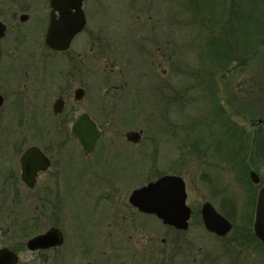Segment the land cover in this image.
<instances>
[{
  "label": "flooded vegetation",
  "instance_id": "af4514ba",
  "mask_svg": "<svg viewBox=\"0 0 264 264\" xmlns=\"http://www.w3.org/2000/svg\"><path fill=\"white\" fill-rule=\"evenodd\" d=\"M91 4V0H0V32L2 33L0 36V139L5 138L0 142V252L4 253L0 255V264H145V262L174 264V255L182 252L188 264H214V256L211 254L213 251L206 253L201 260L192 256L193 241L192 238H187L191 218L195 212L199 213L204 231L213 239H225L234 227L231 217L226 214V209L229 204L235 206L236 204L232 197L223 194L224 188L214 189V193L222 196L218 205L219 210L227 216L208 200L204 201L198 210L192 209L187 203V184L184 177L177 172H167V170L157 171L148 182L133 187L127 200L121 204H112L107 199L121 190L126 191L131 185L125 187L102 181L98 188L95 187L96 201H104L107 206L102 210L107 211L100 216V219L96 216L94 220L101 233L99 241L97 240L94 245L80 244L74 249L67 245V229L71 231L65 223L64 202L61 196L65 158L71 157L73 148L84 158H94L105 140H109L108 151L112 149L111 144L117 141H122L126 145L127 143L137 145L143 133L141 128L124 130V126H120L112 119V116L114 119L116 117L114 108L118 104V93L129 88V78L125 77L120 67H116L117 60L119 61L116 58L118 55L111 48L103 29L99 26L93 27L89 21L88 10ZM155 10L159 11L157 8ZM137 15L134 13L132 17L136 26L132 31L143 47L146 64L144 77L153 78L152 83H148L147 80L143 89L152 90L156 112L166 116L165 113L162 114V94H166L167 89L174 92L171 91L168 95L171 96L170 99L164 100L167 105L179 95L169 81L171 79L157 75V70L161 66V55H165L161 50L159 36L162 31V25L159 23L162 21L160 16H156L160 15V12H156L154 20L152 15H148V22H139ZM169 23L176 27L174 13L171 14ZM204 28L208 30L207 25ZM176 33V29L172 30L171 40L166 43L169 50L175 51V58L178 50L175 44ZM49 34L62 36L58 38L59 47L50 45ZM21 51L27 52L24 60H21L18 54ZM34 52L41 53L40 58L35 56L40 65L38 70H35L38 82L33 81L29 75L30 66L33 65L30 61L31 53ZM52 55H58L61 60L56 75L58 85L54 91V99L49 104V82L53 86L55 84L53 79L56 77L49 79V71L45 63ZM7 58L10 63L16 59L21 61L16 69L17 75L9 80L4 78L6 71L2 68L3 61ZM169 58L171 59V55ZM99 59L102 70L108 75L105 78L104 92L97 93L100 96H96L101 100V110L97 114L94 112L95 102L90 87H95L97 83H94L92 75L96 74ZM222 68L219 67V74L224 78L225 70ZM9 69L10 72L14 71L12 67ZM172 70L176 69L172 67ZM165 72V69L160 71V73ZM208 72L205 71L206 75L203 79H209ZM87 76H90V81L87 80ZM207 94L208 97L210 93ZM36 97L44 101L46 98L47 101L43 104L33 103ZM57 100L60 102L54 108ZM14 101L17 104H14ZM16 105L17 110L13 111ZM10 110L16 113V118L12 122H10ZM214 110L217 116L215 123H218L221 130L216 135L208 130L203 136L193 134L192 128L188 130L184 139L186 154H189L187 158L199 159L200 162L206 159H212V162L233 159L249 165L248 158L245 157L249 142L248 140L242 142L235 132L234 149L229 157L227 156L225 110L220 103L214 106ZM45 112L51 115L53 122L44 124L36 122L35 116ZM82 114H87L100 132L91 152L83 149L80 140L72 132L75 120ZM29 118L32 123H27ZM130 131L141 132L136 142L127 139ZM251 135L253 137V132ZM170 136L176 138L173 133ZM113 139L117 141H112ZM156 145L159 148V143ZM29 150L31 155L23 161V156ZM139 154L145 158L143 150H139ZM153 158L154 162L155 160L158 162V157ZM247 169L249 180L258 186V192L264 178L259 177L261 180L254 183L250 174L254 171L259 176L258 171L250 166ZM165 175L181 176L185 184V202L191 210L186 229H178L174 225L167 224L155 214L147 213L130 202V196L135 189ZM206 202L211 203L231 223V229L226 235H218L205 228L201 208ZM24 203L26 208L21 209ZM227 203L229 204L226 205ZM146 215L156 218L163 227L159 231L162 244L159 250L145 248V225L141 224V217ZM171 231L180 232L182 235L173 236ZM43 235L46 237L42 244L29 246L31 240ZM163 245H170V248L164 251L163 248L166 246L162 247ZM200 249L199 247L195 251L199 252Z\"/></svg>",
  "mask_w": 264,
  "mask_h": 264
},
{
  "label": "rangeland",
  "instance_id": "374dc122",
  "mask_svg": "<svg viewBox=\"0 0 264 264\" xmlns=\"http://www.w3.org/2000/svg\"><path fill=\"white\" fill-rule=\"evenodd\" d=\"M91 1L92 4L88 10L89 21L93 27L99 26L103 29L111 48L118 57L114 52L113 55H116L115 57L121 61L117 60L116 67H120L125 77L129 78V88L118 93V104L114 108L116 117L114 119L112 116V119L120 126H124V130L141 128L143 133L137 145L128 143L126 145L122 141L113 139L112 141L117 142L112 143V149L108 151L109 140H105L101 144V150L94 158H84L73 148L71 157L65 158L63 161L61 196L64 202L65 223L71 231L69 232L66 228L68 247L74 249L80 244L82 246L94 245L97 240L99 241L101 233L94 224V220L96 216L100 219V216L107 211L102 210L107 206L104 201H96L95 187L102 181L125 187L131 185L126 191L121 190L107 199L112 204H121L127 200L133 187L148 182L157 171L167 170V172H177L184 177L187 184V203L192 209L198 210L200 205L208 200L219 210L218 205L222 196L214 193V189L222 190L224 188L223 194L232 197L236 204V206L228 205L230 208L235 207L230 218L234 227L225 236V239H213L204 231L199 213L193 214L191 226L187 232V238H192L193 241L192 256L201 260L206 253L213 251L211 254L214 256V264H264V246L253 242L250 235L245 238H243V234L241 235L245 227L253 231L252 222L256 200L251 207L249 199L252 195L257 197L258 188L252 182V186L249 184L248 173H245L242 167L250 166L258 171L260 178H264V43L261 51L260 48L254 53L252 50H246L244 57L237 56L240 51L235 50L234 44L229 47L223 46L221 51L218 50L216 54H213L214 52L210 51L206 40L207 31L203 27L200 28L201 24L193 21V13L191 10H187L186 0ZM230 2L231 0L226 2L227 9L232 10L233 13L235 7L233 4L231 7ZM156 8L159 11H156ZM156 12H160V15H156ZM134 13L138 14L139 22H148V15H152L153 20L156 16L161 17L162 22L159 24L162 25V31L159 36L162 44L161 50L165 55H161V66L157 70V75L164 79H171L169 81L179 95L176 100L167 105L164 100L171 98L168 95L172 90L167 89L166 94H162V114L165 113L166 116L156 112L152 90L143 89L147 80L148 83H152L153 78L144 77L143 74L146 69L145 56L142 51L143 47L136 40L132 31L136 27L132 18ZM172 13L176 19V27L169 23ZM237 14L240 15L239 12L233 13V15ZM241 16L243 17V14ZM249 16H253L250 8ZM245 19L248 25V18ZM223 22L225 23L224 19ZM174 29L177 30L175 43L178 49L177 58L174 56L175 51L169 50L166 45L168 40H171L170 33ZM248 30L251 33L253 26ZM261 36H264V29L261 30ZM21 52L18 54H20L21 60H24L27 52ZM223 52H227L226 57L228 58L222 63L211 59L222 55ZM31 54L30 61L33 62V65L30 66L29 75L33 81L38 82L35 70H38L40 65H38L39 62L35 56L40 58L41 53ZM60 60L58 55H52L50 60L48 59L45 63V66L48 67L49 79L56 77L53 79L55 81L53 86L49 82V104L54 99V91L58 85L56 75ZM11 62L7 58L2 64V68L6 71L4 78H8V80L17 75L16 69L21 61L16 59ZM98 63L96 74L92 75L94 83H97L95 87H90L95 102L94 112L97 114L101 110V100L97 98L100 95L97 93L104 92L105 78L108 75L102 70L100 59ZM9 66L12 67L13 72H10ZM172 67L176 70L173 71ZM219 67H223L222 69L225 70L224 78L219 74ZM163 69L166 72L160 73ZM207 70L209 79L205 80L203 77ZM86 78L90 81V76ZM207 91L210 93L208 97ZM45 101H47L46 98ZM45 101L36 97L33 103L43 104ZM218 103L225 110L227 156L234 149L235 132L242 142L248 140L250 143L245 150V153L248 152L245 157L248 158L249 165L233 159L220 162L206 159L200 162L199 159L187 158L189 154H186L187 148L184 143L186 140L184 139L188 130L190 131L192 128V133L196 136H203L208 130L216 135L221 130L218 123H215L217 116L214 114V106ZM14 104L17 103L14 101ZM16 107L17 105L14 108ZM11 110L9 112L10 122L16 118V113ZM16 110L17 108L13 109V111ZM35 117L36 122L41 124L51 123L53 120L51 115L46 112ZM27 123H32L30 118ZM172 133L176 138L170 136ZM4 139L1 137L0 142H3ZM156 143H159V148ZM244 147H246L245 144ZM139 150H143L145 158L139 154ZM153 157H158V162L156 160L154 162ZM20 208L25 209L26 204H22ZM250 213H252L251 222L248 221ZM141 224L145 225V248L151 247L159 250L162 245L159 231L163 227L156 218L149 215L141 217ZM171 234L177 237L182 235L175 231H171ZM167 245L162 246H166L163 248L164 251L170 248V245ZM199 247L201 249L196 252L195 250ZM182 253L174 255V264H188L184 259V253ZM145 264L150 263L145 262Z\"/></svg>",
  "mask_w": 264,
  "mask_h": 264
},
{
  "label": "water",
  "instance_id": "95a60500",
  "mask_svg": "<svg viewBox=\"0 0 264 264\" xmlns=\"http://www.w3.org/2000/svg\"><path fill=\"white\" fill-rule=\"evenodd\" d=\"M2 33L0 32V36ZM61 35L49 34L50 45L59 47L58 38ZM55 102L54 108L57 103ZM72 132L80 140L83 149L91 152L96 139L100 136L99 130L95 123L87 114L80 115L74 122ZM141 132L130 131L127 139L136 142ZM31 155V150L27 151L23 156V161ZM251 180L258 183L261 179L253 171L251 172ZM185 184L181 176L165 175L161 178L149 182L148 184L135 189L131 196L130 202L138 206L141 210L158 216L167 224L174 225L178 229H186L190 218L191 210L186 202ZM201 217L205 228L218 235H226L231 229V223L220 214L214 206L206 202L201 208ZM253 232L255 236L264 245V179L262 185L257 192L255 214L253 220ZM46 235L38 236L29 242V246H37L42 244ZM2 252H0L1 255ZM4 254V253H3Z\"/></svg>",
  "mask_w": 264,
  "mask_h": 264
},
{
  "label": "trees",
  "instance_id": "16d2710c",
  "mask_svg": "<svg viewBox=\"0 0 264 264\" xmlns=\"http://www.w3.org/2000/svg\"><path fill=\"white\" fill-rule=\"evenodd\" d=\"M226 2L227 0H186L185 5L187 10H191L193 13V21L201 24V29L207 25L208 30L206 40L208 41L210 51L214 52L213 54H216L218 50L221 51V47H229L233 44L236 46L235 50L240 51L237 55L240 57H244L246 50H252L254 53L259 51L260 48L261 51V47L264 43V36H261V30L264 29V0H231L230 6L232 7L233 4L235 7L233 11L236 13L239 12V16L238 14L233 15L234 12L232 13V10L227 9L228 6ZM249 8L253 13L252 17L249 16ZM242 14L243 17L241 16ZM245 18H248V25ZM223 19L225 20V23H222ZM248 26L249 28L253 26V31L251 32L252 34L249 32ZM226 53L227 52H223L222 55L220 54L218 57H214L215 59H211L218 61L217 63H222L223 60L228 58L226 57ZM242 168V170L247 173V168ZM249 184L252 186L250 181ZM255 200L256 196L252 195L249 199V204H252L251 207H253V203L255 204ZM228 204L229 203L226 205ZM231 205L233 204L231 203ZM226 211V214H228L229 217H232L231 212L234 211L233 207L230 208L229 206ZM250 215L251 216L248 217V221L251 222L252 213H250ZM244 219L247 220V218ZM242 234L243 238L247 236L249 237L250 235L253 242H258L263 245L260 240L256 238L250 228L245 227L241 235Z\"/></svg>",
  "mask_w": 264,
  "mask_h": 264
}]
</instances>
